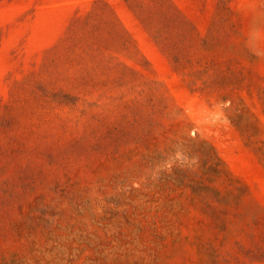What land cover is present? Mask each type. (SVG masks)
I'll list each match as a JSON object with an SVG mask.
<instances>
[{"label":"rangeland","instance_id":"374dc122","mask_svg":"<svg viewBox=\"0 0 264 264\" xmlns=\"http://www.w3.org/2000/svg\"><path fill=\"white\" fill-rule=\"evenodd\" d=\"M0 264H264V0H0Z\"/></svg>","mask_w":264,"mask_h":264}]
</instances>
